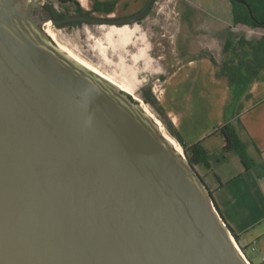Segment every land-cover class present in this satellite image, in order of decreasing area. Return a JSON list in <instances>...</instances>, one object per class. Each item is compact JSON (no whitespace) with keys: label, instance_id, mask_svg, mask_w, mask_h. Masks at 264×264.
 I'll use <instances>...</instances> for the list:
<instances>
[{"label":"water","instance_id":"water-1","mask_svg":"<svg viewBox=\"0 0 264 264\" xmlns=\"http://www.w3.org/2000/svg\"><path fill=\"white\" fill-rule=\"evenodd\" d=\"M153 3L57 21L44 0H0V264H249L145 103L43 30L134 25Z\"/></svg>","mask_w":264,"mask_h":264},{"label":"crops","instance_id":"crops-1","mask_svg":"<svg viewBox=\"0 0 264 264\" xmlns=\"http://www.w3.org/2000/svg\"><path fill=\"white\" fill-rule=\"evenodd\" d=\"M79 1L86 9L95 2H115L114 13L141 10L136 7L140 0ZM191 1L205 13L212 33L233 26L231 0ZM245 64L230 84L227 78H215L209 60L190 62L165 82L160 103L183 141L200 142L206 151L207 165L194 168L235 236L234 243L249 264H264V67L252 77ZM192 82L199 89L194 102L187 97ZM228 122L244 145L245 163L234 151L224 152L223 138L214 133Z\"/></svg>","mask_w":264,"mask_h":264},{"label":"rangeland","instance_id":"rangeland-1","mask_svg":"<svg viewBox=\"0 0 264 264\" xmlns=\"http://www.w3.org/2000/svg\"><path fill=\"white\" fill-rule=\"evenodd\" d=\"M44 1L57 12H74L72 5L60 6L53 0ZM147 1L140 0L136 7L142 9ZM77 2L79 8L92 13V17H107L92 12L91 7L86 9L79 0ZM139 11L132 13L123 10L108 16L127 17ZM204 16L205 13L191 0H154L147 16L134 25L109 27L83 23L59 27L51 25L49 30L60 45L114 81L131 96L143 102L142 90L150 88L162 106L160 98L165 82L178 69L190 62L213 58L215 73L225 71L233 74L238 61L245 63L248 60L249 49L239 47L238 40L253 42L262 36L259 30L234 26L212 33ZM189 89L187 97L194 102L198 86L192 82ZM145 106L169 135L165 125L171 122L168 115L161 117L150 105Z\"/></svg>","mask_w":264,"mask_h":264},{"label":"trees","instance_id":"trees-1","mask_svg":"<svg viewBox=\"0 0 264 264\" xmlns=\"http://www.w3.org/2000/svg\"><path fill=\"white\" fill-rule=\"evenodd\" d=\"M58 3L60 6H68L72 5L74 12L72 14L69 13V10L65 12H57L52 8L51 5H45L46 9H48L54 20L60 21L65 18L71 16L77 17H92L90 12H85L81 8H79V4L77 0H53ZM245 4H247L251 11L254 20L251 19L249 12L245 5L236 3L234 0H231L232 6V21L234 27H241L245 30H259L262 32V36L257 40L250 42L244 39L238 40V45L242 49H249L247 53L250 62L244 63L242 61H238L234 67L233 74H229L225 71H219L215 73L216 79L227 78L228 82L232 84L235 80L236 73L239 68L246 65V68L250 74V76L254 77L257 75L260 68L264 67V25H259V22L264 21V0H241ZM115 2H95L92 8V12L94 13H102L105 15H110L114 13ZM83 24L82 22H73L68 23L63 26H74ZM226 49V48H225ZM209 61L215 66V61L213 58H210ZM142 99L145 104L150 105L154 108L157 113L162 117L166 116L162 106L156 101L153 96L150 88H146L142 90ZM167 131L169 135L180 145L182 148L187 160L192 166H196L199 164L207 165L208 163V155L206 151L203 149L200 142H197L192 145H187L179 132L176 130L174 125L171 122L165 123ZM214 133H219L225 142V146L223 148L224 152L234 151L242 160L243 163L246 162L245 148L242 142L239 140L238 135L234 129L232 123L228 122L220 127H218ZM234 239L235 236L233 235Z\"/></svg>","mask_w":264,"mask_h":264},{"label":"bare ground","instance_id":"bare-ground-1","mask_svg":"<svg viewBox=\"0 0 264 264\" xmlns=\"http://www.w3.org/2000/svg\"><path fill=\"white\" fill-rule=\"evenodd\" d=\"M51 24L50 23H46L43 26V30L44 32L51 38V40L54 42V44H56L58 47H60L62 50H64L66 53H68L70 56H72L74 59H76L78 62H80L82 65H84L86 68H88L90 71H92L93 73L97 74L98 76H100L101 78L105 79L106 81L110 82L111 84H113L114 86H116L117 88H119L120 90L126 92L127 94H129L127 91H125L122 87H120L118 84H116L114 81H112L111 79H109L107 76H105L104 74H102L100 71H98L97 69H95L93 66H91L90 64H88L87 62H85L84 60H82L80 57L76 56L74 53H72L70 50H68L66 47L60 45L56 38L55 35L49 30ZM130 95V94H129ZM133 97V96H132ZM135 100H138L137 98L133 97ZM141 108L143 110V112L150 118H152L155 123L159 126L161 132L164 134V136L175 146V148L178 150V152H182L180 146L178 145V143L169 135H167L165 133V131L163 130V128L161 127L160 123L149 113V110L147 109V106L141 104Z\"/></svg>","mask_w":264,"mask_h":264},{"label":"flooded vegetation","instance_id":"flooded-vegetation-1","mask_svg":"<svg viewBox=\"0 0 264 264\" xmlns=\"http://www.w3.org/2000/svg\"><path fill=\"white\" fill-rule=\"evenodd\" d=\"M138 13V12H137ZM137 13H135V14H132V15H130V16H127V17H123V16H117V17H115L116 19H125V18H130V17H133V16H135ZM108 16V15H107ZM147 16V15H146ZM145 16V17H146ZM144 17V18H145ZM143 18V19H144ZM143 19H141L139 22H141V21H143Z\"/></svg>","mask_w":264,"mask_h":264},{"label":"built area","instance_id":"built-area-1","mask_svg":"<svg viewBox=\"0 0 264 264\" xmlns=\"http://www.w3.org/2000/svg\"><path fill=\"white\" fill-rule=\"evenodd\" d=\"M238 250H239V248H238ZM239 252H240V254L242 255V257L245 258L244 255L242 254V252H241L240 250H239Z\"/></svg>","mask_w":264,"mask_h":264}]
</instances>
